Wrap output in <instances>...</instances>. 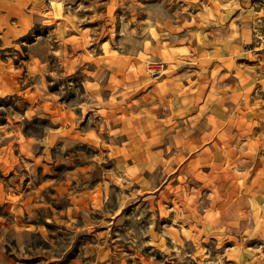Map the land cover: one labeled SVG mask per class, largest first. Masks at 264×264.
<instances>
[{"label": "rangeland", "instance_id": "374dc122", "mask_svg": "<svg viewBox=\"0 0 264 264\" xmlns=\"http://www.w3.org/2000/svg\"><path fill=\"white\" fill-rule=\"evenodd\" d=\"M247 6H33L1 44L18 74L0 91L2 257L264 264V20Z\"/></svg>", "mask_w": 264, "mask_h": 264}, {"label": "crops", "instance_id": "0c3cea01", "mask_svg": "<svg viewBox=\"0 0 264 264\" xmlns=\"http://www.w3.org/2000/svg\"><path fill=\"white\" fill-rule=\"evenodd\" d=\"M41 0H0V91H10L17 81L15 68L9 62L8 57H3V48L9 45L11 40L23 34L35 21L32 13L34 5ZM250 2V3H249ZM249 8L245 11L257 13L260 19L264 20V0H248ZM247 6V7H248ZM13 68V69H12ZM0 264H10L6 257H2L0 250Z\"/></svg>", "mask_w": 264, "mask_h": 264}, {"label": "built area", "instance_id": "2783aa9c", "mask_svg": "<svg viewBox=\"0 0 264 264\" xmlns=\"http://www.w3.org/2000/svg\"><path fill=\"white\" fill-rule=\"evenodd\" d=\"M264 36V34H263ZM259 39L261 40V43L264 44V37H259Z\"/></svg>", "mask_w": 264, "mask_h": 264}]
</instances>
